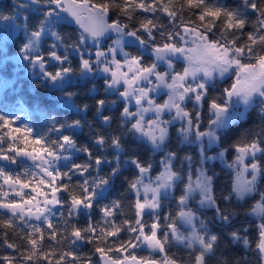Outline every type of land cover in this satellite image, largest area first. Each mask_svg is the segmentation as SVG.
<instances>
[{"label": "snow or ice", "instance_id": "obj_1", "mask_svg": "<svg viewBox=\"0 0 264 264\" xmlns=\"http://www.w3.org/2000/svg\"><path fill=\"white\" fill-rule=\"evenodd\" d=\"M0 24V264H264V0H17Z\"/></svg>", "mask_w": 264, "mask_h": 264}, {"label": "trees", "instance_id": "obj_2", "mask_svg": "<svg viewBox=\"0 0 264 264\" xmlns=\"http://www.w3.org/2000/svg\"><path fill=\"white\" fill-rule=\"evenodd\" d=\"M16 3H17V0H0V14H10V13H13L15 11V5H16ZM228 3H232V0H228ZM164 19H165V22H166V18H164ZM65 30L68 31V32H73L75 29H73L72 27H70V26L67 25ZM6 51H8V54L11 57V56L14 55L15 49L14 48H9ZM8 68H9V71L13 74V78H15V75L17 73H20V79L22 81H24V80L27 79V77H24L23 74H21L20 70H18V71L15 70V67L13 66L12 63H10L8 65ZM231 82H232L231 80L228 81L229 84ZM224 86H227V84H225ZM19 87H22L25 90V93H26L25 99H29V100H33V101L39 102L41 104V107H46L47 101H49L51 99L50 96H45L44 95V92H43L42 89H32L27 84H22ZM83 98H84V94H83V92H81V99H83ZM87 102L89 104L92 103L91 100H87ZM61 111H62V114L63 115H65V116L67 115V110H61ZM115 114L118 115V109H117V112ZM91 116H92V113L90 112L88 114V118L91 119ZM258 123H259V121L257 119L256 112L255 111H251L250 112L249 119H248V122L242 128L239 129V132L242 133L246 129L253 128ZM87 137H88V132H87V129H85L84 133L79 137V141L78 142L79 143H85V142H87ZM186 150H188V149H186ZM191 151L194 154V149H192ZM217 170L219 171V166H217ZM221 179H222V181L224 179V174L223 173L221 174ZM209 218H211V214L210 213H209ZM240 219L242 220L243 219V216H241ZM91 247H92L91 245H88L82 251L85 252V253L90 252ZM222 248L229 249L230 250V255H232V256L239 257L242 254L239 250H237L235 248V246H232L227 240H224L222 242ZM171 251L175 252V251H177V249L175 247H173L171 249ZM139 254H141V255H148V252L147 251H142ZM93 260L94 261L96 260V257L95 256H93Z\"/></svg>", "mask_w": 264, "mask_h": 264}, {"label": "water", "instance_id": "obj_3", "mask_svg": "<svg viewBox=\"0 0 264 264\" xmlns=\"http://www.w3.org/2000/svg\"><path fill=\"white\" fill-rule=\"evenodd\" d=\"M71 18H69V20H70ZM68 26H70V27H72L73 29H76V25L74 24V23H68L67 24Z\"/></svg>", "mask_w": 264, "mask_h": 264}, {"label": "rangeland", "instance_id": "obj_4", "mask_svg": "<svg viewBox=\"0 0 264 264\" xmlns=\"http://www.w3.org/2000/svg\"><path fill=\"white\" fill-rule=\"evenodd\" d=\"M0 26H1V27H3V25H2V24H1ZM12 64L14 65V61L12 62ZM15 70H17V71H18V70H20V69L15 67ZM21 74H22V73H21ZM145 251H146V250H145ZM155 255H158V254H155Z\"/></svg>", "mask_w": 264, "mask_h": 264}]
</instances>
